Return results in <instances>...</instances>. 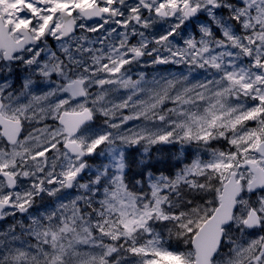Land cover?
<instances>
[{
	"label": "snow or ice",
	"instance_id": "1",
	"mask_svg": "<svg viewBox=\"0 0 264 264\" xmlns=\"http://www.w3.org/2000/svg\"><path fill=\"white\" fill-rule=\"evenodd\" d=\"M0 73V264H264V0H0Z\"/></svg>",
	"mask_w": 264,
	"mask_h": 264
},
{
	"label": "rangeland",
	"instance_id": "2",
	"mask_svg": "<svg viewBox=\"0 0 264 264\" xmlns=\"http://www.w3.org/2000/svg\"><path fill=\"white\" fill-rule=\"evenodd\" d=\"M199 19L201 21H204V22H208L210 23V21H208L207 19V16L206 15H201L199 17ZM169 23H175V21H170ZM168 27V24L167 23H163V22H158L153 29H150L148 30L150 34H155V35H159L160 33H162L166 28ZM214 27V26H213ZM181 31L184 33V35H188L190 33H195L197 35V37L199 36V32H198V28H197V25L195 22H186V25H183L181 27ZM216 34L219 35V31L216 30ZM89 35H94V34H89ZM149 38H151V35H149ZM133 42H135V39L133 40ZM180 43H182V41H179ZM50 44H52L53 46V49H55V41H51L49 42ZM148 58L145 57L144 60H147ZM138 71H144L149 79L153 76V75H157V74H160V75H166L168 73H172V74H176V73H180V72H184L186 75H189V79L192 83H195L201 79H203L205 73L203 72V70H195L193 71L191 74L188 73V69H187V66L186 65H157L155 67H143L141 68L140 66H134V71L132 73L133 75V78L135 79L136 78V72ZM121 94H123V90H121ZM127 114V113H125ZM100 118L102 119L100 121L99 124H94L93 126L94 127H102L103 125V117L100 116ZM51 122V121H49ZM137 122L136 121H129L128 122V125L127 127L128 128H131L133 127ZM212 147L214 148H220V149H226L227 148V144L226 142L224 141H213L212 142ZM177 147H178V152L180 153V151H183L185 148L189 147L191 149H193L195 151V155L197 154V146L196 145H186V146H181L179 144H177ZM137 150L140 151V153H142L143 151V147L142 146H137L135 147ZM100 150H103V146H101V149L98 150V152ZM201 155L204 157V158H207V155L208 153L206 151H202L201 150ZM96 158H99L100 160H91L89 162L90 165H93V166H99L103 163L106 162V157H101L99 156L98 154L96 155ZM84 180H87L89 179V172L87 171V173L84 175L83 177ZM72 193V194H75V190H66V193ZM66 193H63L62 195H66ZM70 198V196L68 197ZM52 198H48V202L51 201ZM9 220H12L13 221V218L12 217H7ZM20 217L17 216V219H19ZM14 222V221H13ZM9 224H5V225H2L0 227V230H3L4 228H6Z\"/></svg>",
	"mask_w": 264,
	"mask_h": 264
},
{
	"label": "trees",
	"instance_id": "3",
	"mask_svg": "<svg viewBox=\"0 0 264 264\" xmlns=\"http://www.w3.org/2000/svg\"><path fill=\"white\" fill-rule=\"evenodd\" d=\"M151 153L152 159L149 162V167L153 172H163L165 175H174L176 170L182 166V163H188L196 156L195 151L189 147L179 153L177 144L154 147ZM140 155L141 154L134 149H130L126 152V156L130 162V170L128 172L129 179L140 171V168L136 164ZM131 186H135L137 189L140 187L139 185H135V180H131L130 187ZM171 246L177 247V242L175 240L171 241Z\"/></svg>",
	"mask_w": 264,
	"mask_h": 264
},
{
	"label": "flooded vegetation",
	"instance_id": "4",
	"mask_svg": "<svg viewBox=\"0 0 264 264\" xmlns=\"http://www.w3.org/2000/svg\"><path fill=\"white\" fill-rule=\"evenodd\" d=\"M51 41H52L51 38H49V42H51ZM23 75H24V73H23L22 71H20L19 69H16V70L13 72L11 79H12L13 81H15L16 85L18 86L19 83H20V80L23 78ZM2 79H3V74L0 73V80H2ZM101 120H102V119H101L100 116L98 115L96 121L94 122V124H99ZM86 159H87L88 163H89L91 160H100L99 158H96V155H94V156H92V157H86ZM47 202H48V197H45V203H47ZM11 223H13V221H12V220H9V219L6 217L4 220L0 221V227H1L2 225H5V224H11Z\"/></svg>",
	"mask_w": 264,
	"mask_h": 264
},
{
	"label": "bare ground",
	"instance_id": "5",
	"mask_svg": "<svg viewBox=\"0 0 264 264\" xmlns=\"http://www.w3.org/2000/svg\"><path fill=\"white\" fill-rule=\"evenodd\" d=\"M162 158H163V157H162ZM162 158H161V159H162Z\"/></svg>",
	"mask_w": 264,
	"mask_h": 264
}]
</instances>
